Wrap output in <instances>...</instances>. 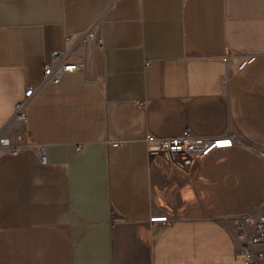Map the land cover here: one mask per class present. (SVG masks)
Here are the masks:
<instances>
[{
  "label": "crops",
  "instance_id": "1",
  "mask_svg": "<svg viewBox=\"0 0 264 264\" xmlns=\"http://www.w3.org/2000/svg\"><path fill=\"white\" fill-rule=\"evenodd\" d=\"M54 50L80 69L42 83L22 126ZM5 126L28 141L0 148V264H244L238 218L264 213V0H0ZM185 128L232 143L191 175L148 155Z\"/></svg>",
  "mask_w": 264,
  "mask_h": 264
},
{
  "label": "built area",
  "instance_id": "2",
  "mask_svg": "<svg viewBox=\"0 0 264 264\" xmlns=\"http://www.w3.org/2000/svg\"><path fill=\"white\" fill-rule=\"evenodd\" d=\"M90 36H94L92 32H88ZM224 61L228 62L231 55H223ZM254 57H249L240 63V67ZM80 63L76 61H69L66 52L63 50H54L51 54V59L46 62L43 69V80L41 83L28 85L22 100L17 102V107L13 117L19 118L22 122L26 121V107L28 106L29 98L39 90L40 85L47 82H58L66 72L73 73L80 69ZM231 139L219 138V140H211L205 142L202 138L196 137L188 131L183 129L178 135L168 136L167 138H159L154 144H148L147 150L150 157L160 156L166 162L173 164L179 171L186 172L191 175L194 165L198 162V158L203 155L210 148L217 147L222 144L230 145ZM20 144L9 138L5 131L0 132V148L10 150L16 153ZM36 151L39 155L38 159L41 163H46L47 154L45 144H37ZM239 227L237 232L244 238L239 247V252L244 264H264V245L261 249H257L255 245L264 243V213L260 215L248 214L247 216H240ZM246 224H251L252 228L248 232Z\"/></svg>",
  "mask_w": 264,
  "mask_h": 264
},
{
  "label": "rangeland",
  "instance_id": "3",
  "mask_svg": "<svg viewBox=\"0 0 264 264\" xmlns=\"http://www.w3.org/2000/svg\"><path fill=\"white\" fill-rule=\"evenodd\" d=\"M3 131L6 132V134L9 136V138H11V137L14 138V140L16 142H18L20 144V146L24 145V143H27V141H28V129L26 130V132H24V129L15 130V129L9 128L8 126H5L3 128Z\"/></svg>",
  "mask_w": 264,
  "mask_h": 264
},
{
  "label": "bare ground",
  "instance_id": "4",
  "mask_svg": "<svg viewBox=\"0 0 264 264\" xmlns=\"http://www.w3.org/2000/svg\"><path fill=\"white\" fill-rule=\"evenodd\" d=\"M16 118H17V117H16ZM17 119H18L20 125H22V126H23V124L25 125V122H24V121L22 122L19 118H17ZM17 123H18V122H17ZM17 123H16V124H17ZM17 125H19V124H17ZM18 140H19V139H18Z\"/></svg>",
  "mask_w": 264,
  "mask_h": 264
}]
</instances>
